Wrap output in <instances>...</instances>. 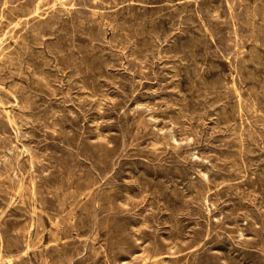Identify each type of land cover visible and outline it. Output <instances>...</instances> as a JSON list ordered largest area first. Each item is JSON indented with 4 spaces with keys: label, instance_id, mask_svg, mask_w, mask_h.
Segmentation results:
<instances>
[{
    "label": "rangeland",
    "instance_id": "374dc122",
    "mask_svg": "<svg viewBox=\"0 0 264 264\" xmlns=\"http://www.w3.org/2000/svg\"><path fill=\"white\" fill-rule=\"evenodd\" d=\"M0 264H264V0H0Z\"/></svg>",
    "mask_w": 264,
    "mask_h": 264
},
{
    "label": "bare ground",
    "instance_id": "6f19581e",
    "mask_svg": "<svg viewBox=\"0 0 264 264\" xmlns=\"http://www.w3.org/2000/svg\"><path fill=\"white\" fill-rule=\"evenodd\" d=\"M4 4V3H3ZM6 5V4H5ZM42 12V11H41ZM176 79V78H175ZM233 84V83H232ZM232 93H233V91H232ZM239 98V97H238ZM197 121V120H196ZM15 127V126H14ZM33 188V187H32ZM33 214H35V213H33ZM9 262V261H8Z\"/></svg>",
    "mask_w": 264,
    "mask_h": 264
}]
</instances>
